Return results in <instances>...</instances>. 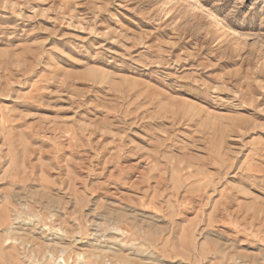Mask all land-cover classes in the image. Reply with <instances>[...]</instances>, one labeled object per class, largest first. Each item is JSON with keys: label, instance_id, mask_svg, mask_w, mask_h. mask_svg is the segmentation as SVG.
<instances>
[{"label": "rangeland", "instance_id": "374dc122", "mask_svg": "<svg viewBox=\"0 0 264 264\" xmlns=\"http://www.w3.org/2000/svg\"><path fill=\"white\" fill-rule=\"evenodd\" d=\"M189 1L0 0V264H264V0Z\"/></svg>", "mask_w": 264, "mask_h": 264}, {"label": "bare ground", "instance_id": "6f19581e", "mask_svg": "<svg viewBox=\"0 0 264 264\" xmlns=\"http://www.w3.org/2000/svg\"><path fill=\"white\" fill-rule=\"evenodd\" d=\"M175 1H181V0H175ZM187 1H189V0H187ZM191 5L193 7H195L196 9H200V11L208 14L212 18V20L215 21V23L217 24L218 28L221 27L224 30L230 31V29L227 27V25L225 24V21L223 19L218 18L213 12H211L210 10L205 8L202 4L197 2V3L191 4Z\"/></svg>", "mask_w": 264, "mask_h": 264}]
</instances>
